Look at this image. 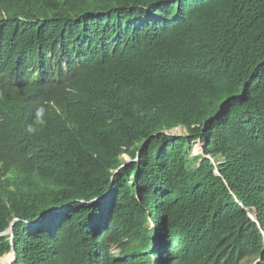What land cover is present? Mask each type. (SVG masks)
Listing matches in <instances>:
<instances>
[{
	"label": "trees",
	"instance_id": "16d2710c",
	"mask_svg": "<svg viewBox=\"0 0 264 264\" xmlns=\"http://www.w3.org/2000/svg\"><path fill=\"white\" fill-rule=\"evenodd\" d=\"M9 1L0 147L17 175L0 232L17 220L0 257L239 264L262 250L245 207L264 230V0Z\"/></svg>",
	"mask_w": 264,
	"mask_h": 264
},
{
	"label": "clouds",
	"instance_id": "9594fccd",
	"mask_svg": "<svg viewBox=\"0 0 264 264\" xmlns=\"http://www.w3.org/2000/svg\"><path fill=\"white\" fill-rule=\"evenodd\" d=\"M14 1L15 0H10L9 3L14 4ZM64 1H66V0H30V2L28 4V9H29V11L34 12V13H46L48 10H50L54 7L56 8L58 3H62ZM4 4H5L4 0H0V7H2ZM74 12H76V10H73V13ZM2 13L6 14V10L4 9L2 11ZM165 132L169 133L170 135H176V134H173L171 132H167V131H165ZM204 148H205V146L203 144V155L206 156L204 153ZM0 151H2L0 153V190L2 191V189H7V186L10 183V181L12 180V178L15 175H17V173H16L17 169L13 165V163L15 162L13 157L1 147H0ZM125 157H128V160H126V163L132 160L128 154H125L124 158ZM217 172H219L218 169H217ZM245 208L248 212L249 217L258 223L259 230L262 234V250L259 253H255L254 255L244 256L239 264H243L246 258H251V257H254V259L252 262L250 261V264H259L261 262L262 258L264 257V230L259 223L257 210L254 207H245ZM16 220L17 219H15L11 222L10 227L8 229H6L3 232H0V235L11 234V236H12L11 239H13V227H14V223ZM11 227H12V229H11ZM13 250L14 249H12L7 254H13ZM5 255H3V256H5ZM3 256H1V257H3ZM15 257H16V254H15ZM248 262H249V260H248Z\"/></svg>",
	"mask_w": 264,
	"mask_h": 264
},
{
	"label": "rangeland",
	"instance_id": "374dc122",
	"mask_svg": "<svg viewBox=\"0 0 264 264\" xmlns=\"http://www.w3.org/2000/svg\"><path fill=\"white\" fill-rule=\"evenodd\" d=\"M171 133L176 134V135H182V134L187 133V129L184 126H179L178 128L171 131ZM199 154H203V142L200 139L195 141V143L193 144V148L191 150L192 156L199 155ZM125 159L128 160V157H125ZM253 259L254 257L246 258L243 264H250V261L252 262Z\"/></svg>",
	"mask_w": 264,
	"mask_h": 264
},
{
	"label": "water",
	"instance_id": "95a60500",
	"mask_svg": "<svg viewBox=\"0 0 264 264\" xmlns=\"http://www.w3.org/2000/svg\"><path fill=\"white\" fill-rule=\"evenodd\" d=\"M11 229H12V227H11ZM14 259H15V251L13 250V257H12V259L10 260V263H9V264H13Z\"/></svg>",
	"mask_w": 264,
	"mask_h": 264
},
{
	"label": "bare ground",
	"instance_id": "6f19581e",
	"mask_svg": "<svg viewBox=\"0 0 264 264\" xmlns=\"http://www.w3.org/2000/svg\"><path fill=\"white\" fill-rule=\"evenodd\" d=\"M7 255H9V254H6L5 256L1 257L0 259H4V258H6V257H7Z\"/></svg>",
	"mask_w": 264,
	"mask_h": 264
}]
</instances>
